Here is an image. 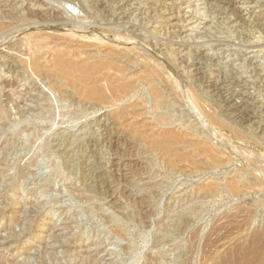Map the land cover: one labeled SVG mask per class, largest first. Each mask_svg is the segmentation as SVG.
Wrapping results in <instances>:
<instances>
[{
	"label": "rangeland",
	"instance_id": "374dc122",
	"mask_svg": "<svg viewBox=\"0 0 264 264\" xmlns=\"http://www.w3.org/2000/svg\"><path fill=\"white\" fill-rule=\"evenodd\" d=\"M263 239L264 0H0V264Z\"/></svg>",
	"mask_w": 264,
	"mask_h": 264
},
{
	"label": "bare ground",
	"instance_id": "6f19581e",
	"mask_svg": "<svg viewBox=\"0 0 264 264\" xmlns=\"http://www.w3.org/2000/svg\"><path fill=\"white\" fill-rule=\"evenodd\" d=\"M24 37H25V36H24ZM38 39H39V38H38ZM31 40H32V39H31ZM57 40H58V39H57ZM27 47H28V46H27ZM39 49H40V48H39ZM43 49H45V48L43 47ZM57 49H58V48H57ZM40 50H41V49H40ZM30 51H31V50H30ZM32 52H33V51H32ZM34 52H35V51H34ZM36 53H37V51H36ZM23 54H24V53H23ZM34 54H35V53H34ZM38 55H39V54H38ZM36 57H37V56H36ZM69 60H70V59H69ZM69 60H68V61H69ZM47 61H48V60H47ZM54 66H55V65H54ZM78 66H79V65H78ZM53 68H54V67H53ZM28 69H29V68H28ZM81 69H82V68H81ZM90 69H91V68H90ZM30 70H31V69H30ZM91 70H92V69H91ZM42 71H43V70H42ZM87 71H88V70H87ZM59 72L61 73V71H59ZM91 72H92V71H91ZM30 73H32V72H30ZM95 73H96V72H95ZM105 79H106V78H105ZM105 79H104V80H105ZM97 81H98V80H97ZM6 82H8V81H5V83H6ZM123 82H124V81H123ZM81 83H82V82H81ZM97 83H99V82H97ZM106 83H107V82H106ZM116 83H117V82H116ZM83 84H84V83H83ZM93 85H94V84H93ZM104 85H105V84H104ZM108 85H109V84H108ZM89 86H90V85H89ZM105 86H106V85H105ZM116 86H117V85H116ZM86 87H88V85H87ZM94 87H96V85H95ZM83 88H84V87H83ZM97 89H99V88H97ZM97 89H96V90H97ZM39 92H40V91H39ZM39 94H40V93H39ZM91 94H92V93H91ZM100 98H101V97H100ZM53 115H54V114H53ZM122 115H123V114H122ZM43 117H44V116H43ZM43 117H42V118H43ZM58 121H59V120H58ZM168 135H169V134H168ZM163 136H164V135H163ZM152 142H153V141H152ZM153 143H154V142H153ZM155 144H157V143H155ZM158 144H159V143H158ZM196 146H197V145H196ZM200 147H201V146H200ZM214 147H215V146H214ZM205 150H206V151H209L210 149H207V148H206ZM208 154H209V153H208ZM208 174H209V173H208ZM234 191H235V190H234ZM234 191H229V192H234ZM13 202H14V201H13ZM33 214H34V212H33ZM260 232H261V231H260ZM118 235H119V234H118ZM254 235H255V234H254ZM258 235H259V234H258ZM260 236H262V235H260ZM253 237H254V236H253ZM258 237H259V236H258ZM251 239H252V237H251ZM257 239H258V238H257ZM263 240H264V239H263ZM250 241L253 242V240H250ZM250 241H249V242H250ZM254 241H255V239H254ZM256 242H257V241H256ZM259 242H260V239H259ZM242 244H243V243H242ZM248 244H249V243H248ZM250 244H251V243H250ZM263 244H264V243H263ZM240 245H241V244H240ZM252 245H254L253 247H254V250H255V255H254V257L252 258L251 256H252L253 254H250V255H251L250 257H251L252 259L250 260V258H247V260H248V259H249V260H248L247 263H246V261H244L245 264H253L254 262H257V261L260 260V257H258V255H256V251H257L258 248H259L258 242L255 243V244L252 243ZM249 246H250V245H249ZM263 246H264V245H263ZM246 247H247V246H246ZM250 247H251V246H250ZM239 248L241 249V247H239ZM239 248H238V249L234 248V249H236V250L239 251ZM248 248H249V247H248ZM260 248H261V247H260ZM234 249H233V251H234ZM263 249H264V248H262V250H263ZM245 250H246V249H245ZM247 250H248V249H247ZM259 250H260V249H259ZM238 251H236V252H238ZM241 251H243V250H240L239 252H241ZM248 251H249V250H248ZM248 251H247V252H248ZM250 251H253V249H251ZM228 253H229V255H230V251H228ZM241 253H242V252H241ZM244 253H245V251H244ZM249 253H252V252H249ZM253 253H254V252H253ZM238 254H239V253H238ZM258 254H260V253H258ZM231 255H232V254H231ZM244 255H245V254H244ZM246 255H247V253H246ZM233 256H235V255H233ZM240 256H242V255L240 254ZM226 257H227V256H226ZM226 257H224V258H226ZM230 257H231V256H230ZM242 257H243V256H242ZM246 257H249V255L246 256ZM234 258H235V257H234ZM234 258H233V259H234ZM244 258H245V257H244ZM229 259H230V258H229ZM229 259H228V260H229ZM224 260H226V259H224ZM231 260H232V259H230V262H231ZM235 260H238V259H237V256H236V259H235ZM235 260H234L233 263H235ZM240 260H241V259H240ZM242 261H243V259H242ZM230 262H229V263H230ZM238 262H239V261H238ZM238 262L236 261L235 264H238ZM263 262H264V259H263ZM223 263H224V261H223ZM223 263H222V264H223ZM227 263H228V262H227ZM229 263H228V264H229ZM231 263H232V262H231ZM231 263H230V264H231ZM233 263H232V264H233ZM243 264H244V263H243Z\"/></svg>",
	"mask_w": 264,
	"mask_h": 264
}]
</instances>
